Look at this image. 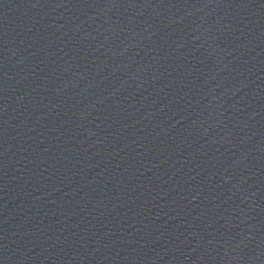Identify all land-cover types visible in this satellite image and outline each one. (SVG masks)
<instances>
[{
    "label": "water",
    "instance_id": "water-1",
    "mask_svg": "<svg viewBox=\"0 0 264 264\" xmlns=\"http://www.w3.org/2000/svg\"><path fill=\"white\" fill-rule=\"evenodd\" d=\"M0 264H264V0H0Z\"/></svg>",
    "mask_w": 264,
    "mask_h": 264
}]
</instances>
